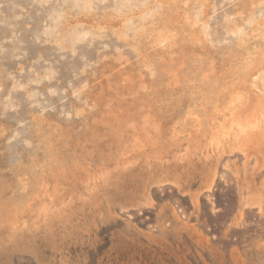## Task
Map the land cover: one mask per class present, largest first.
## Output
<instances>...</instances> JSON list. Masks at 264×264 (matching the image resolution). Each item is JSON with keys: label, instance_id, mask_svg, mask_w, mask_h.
<instances>
[{"label": "rangeland", "instance_id": "obj_1", "mask_svg": "<svg viewBox=\"0 0 264 264\" xmlns=\"http://www.w3.org/2000/svg\"><path fill=\"white\" fill-rule=\"evenodd\" d=\"M0 264H264V0H0Z\"/></svg>", "mask_w": 264, "mask_h": 264}]
</instances>
